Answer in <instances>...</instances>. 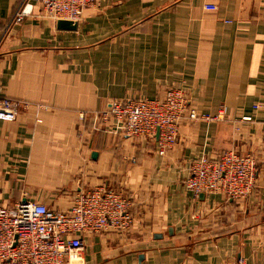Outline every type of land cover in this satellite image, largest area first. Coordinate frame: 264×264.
Masks as SVG:
<instances>
[{
    "label": "crops",
    "instance_id": "obj_1",
    "mask_svg": "<svg viewBox=\"0 0 264 264\" xmlns=\"http://www.w3.org/2000/svg\"><path fill=\"white\" fill-rule=\"evenodd\" d=\"M19 4L0 0V90L22 104L0 121V206L67 211L99 187L130 200L129 230L87 234L72 264H264V0H103L76 31L37 5L9 29ZM176 87L213 119L184 122L164 157L96 120ZM230 150L256 158L253 194L195 197L189 166Z\"/></svg>",
    "mask_w": 264,
    "mask_h": 264
},
{
    "label": "built area",
    "instance_id": "obj_2",
    "mask_svg": "<svg viewBox=\"0 0 264 264\" xmlns=\"http://www.w3.org/2000/svg\"><path fill=\"white\" fill-rule=\"evenodd\" d=\"M101 4L102 0H20L9 29L32 16L36 5L52 22L79 23L87 10L99 9ZM21 107L20 101L6 98L0 90V121H16ZM211 119L192 108L189 94L177 87L167 90L160 99L115 100L96 117L99 123H114L116 130L129 138L156 140L161 157L177 144L184 122ZM188 174L185 185L195 197L221 194L244 200L256 188L257 160L250 154L225 151L214 160L202 156L193 161ZM131 207L132 202L121 193L104 187L78 194L67 211H55L36 202L0 206V264H72L73 258L80 259L87 234L129 230L134 221ZM226 264L246 262L238 259Z\"/></svg>",
    "mask_w": 264,
    "mask_h": 264
},
{
    "label": "water",
    "instance_id": "obj_3",
    "mask_svg": "<svg viewBox=\"0 0 264 264\" xmlns=\"http://www.w3.org/2000/svg\"><path fill=\"white\" fill-rule=\"evenodd\" d=\"M56 27L60 31H76L78 28V23L60 20V21L56 22ZM156 138H158V134H157ZM95 155H96V153L93 154L94 157H95ZM139 258L142 259L143 255H140Z\"/></svg>",
    "mask_w": 264,
    "mask_h": 264
},
{
    "label": "rangeland",
    "instance_id": "obj_4",
    "mask_svg": "<svg viewBox=\"0 0 264 264\" xmlns=\"http://www.w3.org/2000/svg\"><path fill=\"white\" fill-rule=\"evenodd\" d=\"M102 1H103V0H102ZM28 18H29V17H28ZM26 19H27V18H26ZM26 19H25V20H26ZM25 20H24V21H25ZM24 21H23V22H24ZM23 22H22L21 24H23ZM21 24H19V25H21ZM16 26H18V25H16ZM124 99H140V98H124ZM124 99H120V100H124ZM203 195H209V194H203Z\"/></svg>",
    "mask_w": 264,
    "mask_h": 264
},
{
    "label": "bare ground",
    "instance_id": "obj_5",
    "mask_svg": "<svg viewBox=\"0 0 264 264\" xmlns=\"http://www.w3.org/2000/svg\"><path fill=\"white\" fill-rule=\"evenodd\" d=\"M80 260H81V259H79V258H73V259H72L73 262H77V261H80Z\"/></svg>",
    "mask_w": 264,
    "mask_h": 264
}]
</instances>
